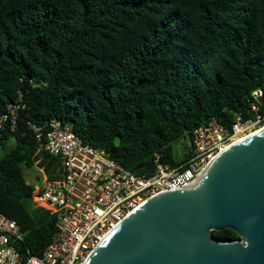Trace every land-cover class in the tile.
I'll return each mask as SVG.
<instances>
[{
  "label": "trees",
  "instance_id": "1",
  "mask_svg": "<svg viewBox=\"0 0 264 264\" xmlns=\"http://www.w3.org/2000/svg\"><path fill=\"white\" fill-rule=\"evenodd\" d=\"M263 80L264 0H0V114L18 104L13 127L8 118L0 127V212L18 223L20 250L40 253L54 229L23 170L38 159L53 178L58 158L37 151L28 121L69 122L148 175L156 154L169 163L189 154L195 125L247 115Z\"/></svg>",
  "mask_w": 264,
  "mask_h": 264
},
{
  "label": "built area",
  "instance_id": "2",
  "mask_svg": "<svg viewBox=\"0 0 264 264\" xmlns=\"http://www.w3.org/2000/svg\"><path fill=\"white\" fill-rule=\"evenodd\" d=\"M248 114L235 112L228 125L214 117L195 125L190 151L175 163L156 154L148 175L134 172L102 148L83 142L69 122L51 117L45 123L28 121L38 140L37 151L58 158L56 176L47 178L42 165L33 182V205L47 208L54 229L40 253L20 250L23 234L18 223L0 212V264H80L90 249L129 211L164 190L189 184L224 147L264 126V80L249 94ZM17 103H8L0 114L15 124Z\"/></svg>",
  "mask_w": 264,
  "mask_h": 264
},
{
  "label": "water",
  "instance_id": "3",
  "mask_svg": "<svg viewBox=\"0 0 264 264\" xmlns=\"http://www.w3.org/2000/svg\"><path fill=\"white\" fill-rule=\"evenodd\" d=\"M191 185L142 201L80 264H264V126L221 149ZM229 227L238 238L218 239Z\"/></svg>",
  "mask_w": 264,
  "mask_h": 264
},
{
  "label": "rangeland",
  "instance_id": "4",
  "mask_svg": "<svg viewBox=\"0 0 264 264\" xmlns=\"http://www.w3.org/2000/svg\"><path fill=\"white\" fill-rule=\"evenodd\" d=\"M187 143H188L187 138H181L174 143L176 158H179L182 155V152H183L185 145ZM23 173H24L25 179L27 181L34 182L36 180L35 175L39 174L40 171L35 166H32L29 168H25L23 170Z\"/></svg>",
  "mask_w": 264,
  "mask_h": 264
},
{
  "label": "bare ground",
  "instance_id": "5",
  "mask_svg": "<svg viewBox=\"0 0 264 264\" xmlns=\"http://www.w3.org/2000/svg\"><path fill=\"white\" fill-rule=\"evenodd\" d=\"M203 172H204V169H202L201 171H199L197 173V175L194 177V179L189 184H187V185H191L192 183H194L195 181H197L201 177V175L203 174Z\"/></svg>",
  "mask_w": 264,
  "mask_h": 264
}]
</instances>
